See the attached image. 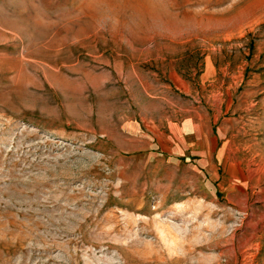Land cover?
<instances>
[{
    "label": "rangeland",
    "instance_id": "obj_1",
    "mask_svg": "<svg viewBox=\"0 0 264 264\" xmlns=\"http://www.w3.org/2000/svg\"><path fill=\"white\" fill-rule=\"evenodd\" d=\"M0 264H264V0H0Z\"/></svg>",
    "mask_w": 264,
    "mask_h": 264
}]
</instances>
